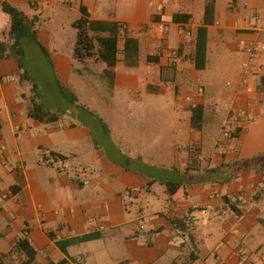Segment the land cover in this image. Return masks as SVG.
<instances>
[{
	"label": "crops",
	"instance_id": "1",
	"mask_svg": "<svg viewBox=\"0 0 264 264\" xmlns=\"http://www.w3.org/2000/svg\"><path fill=\"white\" fill-rule=\"evenodd\" d=\"M3 2L38 18V41L48 56L28 40L22 42L24 51L32 44L64 81L91 79L95 94L112 110L118 88L126 98L134 89L132 106L142 105L150 95L162 96L167 116L169 112L174 117L170 123L187 124L182 126L187 130L183 140L174 133V149H190L204 129L206 83L190 91L186 78L194 77L195 70H213L220 44L239 58L242 70L235 92L223 94L229 104L222 131L228 127L235 133L225 142L220 132L206 174L172 168V177L159 178L141 175L143 153L123 151L110 140L103 119L85 111L77 94L67 97L53 78L57 93L46 99L42 81L23 79L16 60H0V264L29 261L18 246L21 240L35 252L31 264H92L93 246L99 250L105 241L115 248L111 264H209L213 256L218 264H239L245 252L254 254L251 261L245 256L247 263L264 264V133L258 132H264V52L252 57L246 51L250 44H264V0H0V41L11 27ZM208 3L213 10L205 23ZM158 6L163 9L158 11ZM81 7L99 29L102 24L120 27L119 50L125 38L139 43L136 66H127L119 51L112 88L104 76L106 64L91 59L84 65L73 59L72 24L83 16ZM159 24L167 26L165 34ZM97 33L92 35L106 36ZM170 49H178L183 58L178 68L171 65ZM241 51L246 55H239ZM26 57L25 52L30 73ZM34 87L43 121L29 116ZM193 105L203 107L201 130L191 127ZM89 138L103 152L94 149L93 161L85 162ZM51 153L67 158L66 170L40 162ZM78 166L91 176L85 170L81 174ZM201 170L196 165L187 168ZM169 182L185 186L173 200ZM13 186H20V193H13ZM139 190L153 199H144L146 209L138 208ZM123 191L131 198L126 200ZM2 196L7 199L1 201ZM224 243L228 248L214 254Z\"/></svg>",
	"mask_w": 264,
	"mask_h": 264
},
{
	"label": "rangeland",
	"instance_id": "2",
	"mask_svg": "<svg viewBox=\"0 0 264 264\" xmlns=\"http://www.w3.org/2000/svg\"><path fill=\"white\" fill-rule=\"evenodd\" d=\"M1 38V41L7 42L9 46L12 45V42L9 41L8 35H1ZM25 52L27 54L26 59L30 69L28 76L31 80L42 81L41 85L46 94L45 98L49 99L57 93V83L53 78L58 81L60 89L67 97H73L74 99L77 94L80 98L79 101L81 103L85 102V111L103 119V125L106 130L105 134L110 140H112L117 146L120 145L123 151H128L129 148H132L135 153H143L144 165H138L139 172L142 173L141 175L145 177L150 175L159 178H163L167 175L170 178L173 174L171 172L172 168L180 171L185 170L188 174H206L205 169L216 150V141L222 131V127L225 126L223 121L229 103L223 97V94L226 92H235L240 82V79H237L238 74L242 70V66L238 65V63L241 65V61L236 63V60L239 58H236L235 54L226 51L225 48H223V45L220 44L216 52L217 59L213 70L211 68L210 70H207L206 73H204V71L195 70L194 72L197 74H194V77L186 78L188 84L187 89L190 91H192L194 87V90L197 89L198 84L201 85L202 83H206V85L204 84L206 89L204 129L199 134L197 133L198 136L195 138L190 149L185 147L174 149V146H172L174 133L177 134V138H180L179 141L185 138L187 130L183 129L182 126L183 124L187 126V124L185 121H181L180 124L178 123L175 126H173L172 122L170 123V119H172L171 121H174V117L172 114H169V112L167 116L166 100L162 96L150 95V97L148 96V99L142 102V105L138 104L132 106L131 104L136 101V99L133 98L134 95H136L134 89L130 90L131 93H129L126 98L123 94V88H118L117 99L115 100L116 106L115 109L112 110L109 105H107V101L100 100L95 94L94 86L96 85L92 83L93 81L91 79L84 80L77 77H71L70 81H64L61 76H56V72H53L50 64L46 62V57H42L38 52V49L32 44L25 46ZM240 53L243 54L244 52H239V55H241ZM101 63L106 64L103 61H101ZM190 68V64H188L184 69L187 72ZM109 69L110 67L107 66L105 72L109 73ZM82 93L84 94L85 99L81 98ZM214 97L216 98L215 100L213 99ZM67 99L70 100V98ZM210 101L213 103L211 104ZM170 102L172 107V99H169V103ZM93 103L96 107L95 110L92 108ZM100 106L102 108H99ZM171 107L170 112H172L173 109V107L172 109ZM160 108H163L162 112H160ZM263 108L264 107L262 106V109ZM258 132L264 133L261 130ZM86 144H88V146H86ZM96 148L103 152V149L96 140L89 138L85 141V162L93 161V150ZM225 149L226 147L221 150L225 152ZM174 150H176L177 153L175 156L173 154ZM72 165H75V163L73 162ZM190 165H196L202 170L200 172L187 171V168L190 167ZM78 170L81 174H83L85 170V174L91 176V173L86 169H81V167L78 166ZM113 183H116V181ZM116 184L119 185V183ZM122 187H124V184ZM139 194L140 200L138 208L142 207L146 209V202L144 199H148L149 202L153 201V199L149 195L145 196L143 190H139ZM123 195H125V193ZM134 200L136 199L134 198ZM151 206H156V204H151ZM101 244L99 250H96V246H93L94 255L92 264H96L95 261L111 264L113 258L116 257L115 248L112 247L110 243H107V241L101 242ZM227 248L228 245L224 243L214 254H219L222 251L224 252ZM244 256L250 258L251 261L254 254L245 252ZM241 257L238 259V263ZM88 261L90 262V260ZM247 261L248 260H246L244 264H249ZM208 263L218 264L214 256L209 259Z\"/></svg>",
	"mask_w": 264,
	"mask_h": 264
},
{
	"label": "trees",
	"instance_id": "3",
	"mask_svg": "<svg viewBox=\"0 0 264 264\" xmlns=\"http://www.w3.org/2000/svg\"><path fill=\"white\" fill-rule=\"evenodd\" d=\"M2 10L7 15H9L11 20V27L8 32L9 41L12 42V45L9 46L7 42L0 41V60L13 59L16 60L19 64V71L21 72V77L23 79L29 80L28 72L24 65L25 51L22 46L24 40H28L37 45L42 53L48 56L47 51L42 47L41 43L38 41L36 24L38 23V18L33 17L29 18L24 12L19 10L17 7L12 5L9 2H3ZM213 10V4L208 3L205 10V23L208 22V13ZM81 12L83 16L75 21L72 24V27L76 31V44L73 51V59L80 63L84 64L87 60L97 59L103 61L110 67L109 73L105 72L104 76L107 80V83L110 88L113 87L112 82V68L117 63V56L119 54L118 42H119V33L120 27L116 25H103V29H99V23L92 22L88 19L84 8L81 7ZM101 33V35L106 36H93L92 33ZM98 34V33H97ZM138 51L139 43L136 39L125 38L124 47L121 51L125 55V62L127 66H136L138 63ZM253 57V56H252ZM111 76H110V75ZM33 91L36 93V87L33 88ZM36 96L33 102V108L29 112V116L38 121L45 120L43 116V108L40 104L36 102ZM192 118H191V127L195 130H201L203 122V107L197 106L196 108L191 109ZM38 115L40 117L38 118ZM47 120H52L51 118ZM233 137V136H232ZM50 156L54 158H60L67 162V158L61 156L57 153H51ZM216 171H212L214 173ZM217 173V172H216ZM167 190L169 194V199L173 200V197L180 191L184 192L185 186L183 184L176 183H167ZM13 193H20V186H13L11 188ZM185 194V193H184ZM264 224V221H262ZM18 246L27 254L29 261L23 264H31L35 259V252L28 246L25 240H21L18 243ZM62 263V262H61ZM59 263V264H61Z\"/></svg>",
	"mask_w": 264,
	"mask_h": 264
},
{
	"label": "built area",
	"instance_id": "4",
	"mask_svg": "<svg viewBox=\"0 0 264 264\" xmlns=\"http://www.w3.org/2000/svg\"><path fill=\"white\" fill-rule=\"evenodd\" d=\"M158 11H161L163 8L162 6H158ZM158 29H159V32H161L162 34H165L166 31H167V26L164 25V24H159L158 25ZM250 56H257V54L261 53V52H264V44H250L249 47H247V50H246ZM258 54V55H259ZM169 58H170V62H171V65L172 66H175L176 68L180 67L183 63V58L182 56L180 55L179 53V50L178 49H170L169 50ZM199 93L201 94L202 93V90L199 91ZM197 106L196 105H193V108H196ZM222 140L223 141H231L232 139V136L233 134L235 133L234 131H232L231 129H227V127H225L222 131ZM221 149H224L225 146H220ZM40 162L43 164V165H46V166H49V167H52V168H55L57 170H60V171H64L67 169V163L66 161H64L63 159H60V158H54L52 156H48V157H42L40 158ZM125 199L128 200L131 198V194L130 192H126L125 195H124ZM7 199V196H2L1 197V201H4ZM1 207V206H0ZM140 228L143 229L144 228V224H140ZM246 257H242L239 261V264H244L246 262ZM82 259L79 258L77 260V262H81Z\"/></svg>",
	"mask_w": 264,
	"mask_h": 264
}]
</instances>
